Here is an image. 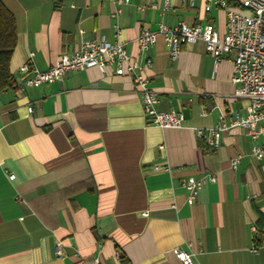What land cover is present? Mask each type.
<instances>
[{
	"label": "crops",
	"instance_id": "0c3cea01",
	"mask_svg": "<svg viewBox=\"0 0 264 264\" xmlns=\"http://www.w3.org/2000/svg\"><path fill=\"white\" fill-rule=\"evenodd\" d=\"M1 1L17 31L12 83L23 63L45 69L83 40L117 39L136 59H152L144 73L157 108L181 110L185 127L151 124L132 78L111 67L68 71L24 92L1 90L0 264H182L174 248L193 253L194 264H264V158L251 155L241 127L216 148L194 129L245 105L231 96L233 53L215 63L197 41L171 60L160 34L145 51L136 43L159 22H211L223 34L224 10L205 11L206 0L193 7L188 0ZM207 175L215 180L188 204L182 180Z\"/></svg>",
	"mask_w": 264,
	"mask_h": 264
},
{
	"label": "built area",
	"instance_id": "2783aa9c",
	"mask_svg": "<svg viewBox=\"0 0 264 264\" xmlns=\"http://www.w3.org/2000/svg\"><path fill=\"white\" fill-rule=\"evenodd\" d=\"M111 1L122 5L130 0ZM188 3L193 7L195 0H188ZM150 6L156 7V4L151 3ZM211 6L223 9L226 14L223 34H220L211 22L194 25L178 22L174 26L159 22L156 31L145 28L141 30L136 38L137 46L140 51H145L156 42L157 35L160 34L165 40L171 60L178 57L182 45L197 41L204 43L205 50L212 55L215 63L221 57L233 53L232 82L236 87L231 96L243 101L245 105L240 110L221 113L212 126L195 127V133L208 148H216L225 132L233 127H241L251 140V155L256 159L264 158V0H241L237 5L230 4L228 0H206L204 10L208 11ZM138 9H142V6H138ZM115 28L117 31V27ZM151 66L150 57L140 61L127 52L119 40L108 41L100 37L83 40L77 50L62 53L45 69L33 67L29 62L23 63L18 68L21 75L13 77L12 86L18 92H24L28 88L61 80L68 71L98 67L104 72L107 67H111L115 74L129 75L132 78L140 96L142 110L151 124L160 128L185 127L181 110L173 105L165 110L157 108V92L151 88L144 73L145 69ZM239 158V154L231 158L233 168L237 166ZM152 169L160 170L166 167L154 164ZM9 178H14V174H10ZM214 180L213 175L200 178L189 176L182 180L187 203L193 204L203 184ZM261 244H264V236ZM258 248L259 246L255 245L251 251L255 253ZM54 251L57 256H62L60 240L55 242ZM173 252L182 264H194L193 253L181 248H174ZM94 261L99 263L98 257H95Z\"/></svg>",
	"mask_w": 264,
	"mask_h": 264
},
{
	"label": "trees",
	"instance_id": "16d2710c",
	"mask_svg": "<svg viewBox=\"0 0 264 264\" xmlns=\"http://www.w3.org/2000/svg\"><path fill=\"white\" fill-rule=\"evenodd\" d=\"M230 4L237 5L234 0ZM17 31L13 14L0 0V91L12 85L9 61L16 45Z\"/></svg>",
	"mask_w": 264,
	"mask_h": 264
}]
</instances>
